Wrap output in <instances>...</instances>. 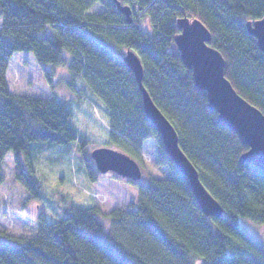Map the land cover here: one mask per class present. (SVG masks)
Returning a JSON list of instances; mask_svg holds the SVG:
<instances>
[{
	"label": "trees",
	"instance_id": "16d2710c",
	"mask_svg": "<svg viewBox=\"0 0 264 264\" xmlns=\"http://www.w3.org/2000/svg\"><path fill=\"white\" fill-rule=\"evenodd\" d=\"M127 1L132 14L138 9L150 20L151 30L134 17L128 23L115 0H0V186L4 159L13 152L17 180L40 198L35 148L80 142L68 101L10 91L9 62L21 51L32 52L48 77L45 65H68L86 82L108 109L112 145L135 152L149 137L157 139L156 163L168 166L171 176L129 179L139 189L135 210L111 211L109 230L99 209L81 206L55 222L41 215L31 238L0 230V264H264V242L239 221L264 225V168L241 161L248 145L219 122L175 42L179 18L201 20L212 33L210 46L226 60L225 76L264 113V54L247 28L264 16V0ZM97 4L103 11L90 12ZM124 48L140 57L144 86L222 205V217L205 214L167 154ZM87 172L97 179L88 161Z\"/></svg>",
	"mask_w": 264,
	"mask_h": 264
},
{
	"label": "rangeland",
	"instance_id": "374dc122",
	"mask_svg": "<svg viewBox=\"0 0 264 264\" xmlns=\"http://www.w3.org/2000/svg\"><path fill=\"white\" fill-rule=\"evenodd\" d=\"M120 1L128 4L127 0ZM101 11L103 7L100 4L90 9V12ZM132 17L142 27L151 30L150 20L142 17L141 11L134 9ZM120 51L126 52V49ZM45 66L50 77L37 63L32 52H17L10 59L7 71L10 91L68 101L72 121L82 144L77 141L69 146L35 148L33 166L42 187L40 198L32 197L31 192L17 180L14 153L6 155L2 165L6 181L0 186V230L16 238H31L36 235V221L41 215L47 222H55L69 216L76 206L99 209L98 217L109 230L108 214L117 208L135 210L139 189L136 183L112 171L100 172L91 155L95 148H115L136 159L143 170L138 182L168 178L171 170L168 166L156 163L160 145L154 137L143 141L141 147L135 148V152L112 145L108 109L104 103L92 93L81 77L70 72L68 65ZM87 161L98 171L95 180L88 176ZM239 221L264 242V225L248 217H239ZM201 262L197 260L196 264Z\"/></svg>",
	"mask_w": 264,
	"mask_h": 264
},
{
	"label": "water",
	"instance_id": "95a60500",
	"mask_svg": "<svg viewBox=\"0 0 264 264\" xmlns=\"http://www.w3.org/2000/svg\"><path fill=\"white\" fill-rule=\"evenodd\" d=\"M115 1L118 10L123 12L126 21L131 23L132 7L122 4L120 0ZM177 26L180 32L176 34L175 42L184 64L193 70L197 88L207 92L209 106L217 110L219 122L235 131L249 147L241 155V161L264 168V113L241 96L225 76L226 60L217 49L210 46L212 33L208 27L201 20L189 17L179 18ZM247 28L256 37L264 54V16L255 21H248ZM124 61L135 73L143 94L146 116L159 131L163 146L176 168L188 178L200 207L206 215L222 217V205L201 181L197 168L180 147L177 130L144 86V67L140 57L128 49ZM91 155L97 169L102 173L112 171L136 182L142 178L143 170L140 164L124 151L103 146L95 148Z\"/></svg>",
	"mask_w": 264,
	"mask_h": 264
}]
</instances>
